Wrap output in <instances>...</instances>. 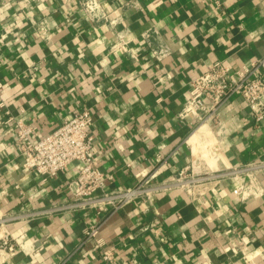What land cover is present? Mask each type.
Instances as JSON below:
<instances>
[{"label": "crops", "instance_id": "0c3cea01", "mask_svg": "<svg viewBox=\"0 0 264 264\" xmlns=\"http://www.w3.org/2000/svg\"><path fill=\"white\" fill-rule=\"evenodd\" d=\"M133 2L134 6H128ZM115 24L91 23L76 0H0V237L14 251L0 264H264V173L260 194H233L242 175L209 181L191 198L171 187L114 212L71 207L67 184L79 163L45 182L22 168L15 128L31 124L35 139L82 109L93 116L92 157L111 176L107 190L147 178L173 182L197 166L189 139L196 120L179 117L189 82L219 62L235 71L264 56V0H103ZM123 7L121 10L118 8ZM156 31L161 63L142 35ZM217 146L212 167L225 173L264 161V117L229 99L209 124ZM207 143L211 136L204 125ZM6 219V220H5ZM101 224L96 248L84 232Z\"/></svg>", "mask_w": 264, "mask_h": 264}, {"label": "built area", "instance_id": "2783aa9c", "mask_svg": "<svg viewBox=\"0 0 264 264\" xmlns=\"http://www.w3.org/2000/svg\"><path fill=\"white\" fill-rule=\"evenodd\" d=\"M76 1L91 23H116V19H111L110 14L104 11L103 0ZM132 5L134 6L133 2L126 7ZM156 36L157 32L152 30L145 32L142 39L146 42L152 57L161 63L169 56V50L165 46L152 44ZM188 87V97L179 117L196 120L197 126L193 133L200 126L209 127L210 123H216L219 108L234 97L240 98L247 105L250 116L255 122H259L264 117V56L235 71L216 62L209 71L191 80ZM3 88L4 84L0 82V92ZM0 107H3V103H0ZM5 122L8 124L13 122L15 141L22 154V168L36 172L43 182L54 178L70 164L79 163L78 175L66 186L73 197L71 207L76 209L97 208L114 212L130 201L139 198L149 199L171 187L184 189L191 198H195L202 192L199 188L201 184L213 180L219 182L230 175H242L246 178L247 184L233 190V194L241 199L259 195L262 191L257 183V177L264 173V161L250 163L240 169L234 168L230 172L215 174L206 171L202 175L193 176L194 171L201 170L204 164L207 169L212 167L201 158L198 151L205 150L210 159L215 162L217 146L210 127L211 141L210 143L202 141L200 142L202 146L198 147L199 150L195 148L198 154L195 160L198 165L191 166L190 177L187 178L188 170H184L169 184H151L148 183L147 178H144L134 186L108 191L107 181L111 179V176L99 168L91 154L94 137L91 131L93 116L89 109L70 114L54 131L39 139H35V130L31 124L11 117ZM100 225L94 224L84 232L85 239L95 240L96 248H101L103 245L97 239ZM13 251L14 246L9 237H0V254ZM100 259L102 264H117L111 250H101Z\"/></svg>", "mask_w": 264, "mask_h": 264}, {"label": "bare ground", "instance_id": "6f19581e", "mask_svg": "<svg viewBox=\"0 0 264 264\" xmlns=\"http://www.w3.org/2000/svg\"><path fill=\"white\" fill-rule=\"evenodd\" d=\"M204 126V125H203ZM203 126H200L190 137L189 142L192 143V145L196 146L200 142L204 141L203 138L201 137L200 130ZM199 150V149H198ZM201 151V150H200ZM201 153V152H199ZM204 154V152H202ZM206 153V151H205ZM208 156V155H207ZM210 159V158H209ZM6 220V219H5Z\"/></svg>", "mask_w": 264, "mask_h": 264}, {"label": "rangeland", "instance_id": "374dc122", "mask_svg": "<svg viewBox=\"0 0 264 264\" xmlns=\"http://www.w3.org/2000/svg\"><path fill=\"white\" fill-rule=\"evenodd\" d=\"M208 128H209V127H208ZM204 133H205V132H203V130H200V134H201V137L203 138V140H204L205 142H209L208 139H207V137L204 136V135H205ZM199 146H202L201 143L198 144V145H196L195 148L198 149ZM198 152H200V151H198ZM202 152H204V154H203ZM196 155H198V154H196ZM207 155H208V156H207ZM200 156H201L202 159H204L205 161H207L208 163H210V165H212V164L214 163V160H213V159H212V160L209 159L210 156H209V154H208L207 152L205 153V150H204V151H201Z\"/></svg>", "mask_w": 264, "mask_h": 264}]
</instances>
